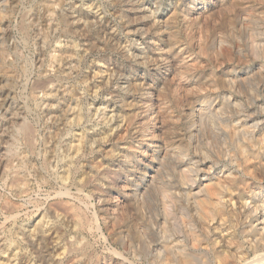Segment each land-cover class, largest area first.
Listing matches in <instances>:
<instances>
[{
    "label": "rangeland",
    "instance_id": "obj_1",
    "mask_svg": "<svg viewBox=\"0 0 264 264\" xmlns=\"http://www.w3.org/2000/svg\"><path fill=\"white\" fill-rule=\"evenodd\" d=\"M53 1L56 13L48 15V0H0V262L13 248V264H219L223 237L207 248L194 244L195 235L208 237L202 218L208 213L196 209L189 190L203 175L221 177L219 192L231 185L247 192L248 185L264 201V146L258 143L255 175L244 174L250 161L234 109L223 100L233 69L249 71L243 109L261 118L254 137L261 136L264 70L255 67L264 61V0ZM74 10L80 17L62 20ZM244 12L255 19L245 29ZM255 46L260 58L248 51ZM199 103L212 106L201 124ZM74 104L79 111L71 115ZM193 124L202 125L199 138ZM78 135L84 143L77 150ZM227 216L223 227L234 251L245 224L240 214ZM35 227L42 233L34 238ZM160 242L169 246L157 252ZM247 254L230 264L254 257Z\"/></svg>",
    "mask_w": 264,
    "mask_h": 264
},
{
    "label": "bare ground",
    "instance_id": "obj_2",
    "mask_svg": "<svg viewBox=\"0 0 264 264\" xmlns=\"http://www.w3.org/2000/svg\"><path fill=\"white\" fill-rule=\"evenodd\" d=\"M149 1V0H148ZM249 1V0H248ZM261 1V0H260ZM47 2V1H46ZM144 2V1H143ZM231 2V1H230ZM59 3V2H58ZM56 1H53V0H48V3H47V5H46V8H45V11L48 13V15H54V12L56 11L55 10V5H57L58 4ZM250 3V2H249ZM133 4V3H132ZM144 4V3H143ZM147 4V3H146ZM245 4V3H244ZM256 4V3H255ZM263 4V3H262ZM154 5V4H153ZM232 5V4H231ZM230 5V6H231ZM238 5V4H237ZM246 5V4H245ZM264 5V4H263ZM58 6V5H57ZM56 6V7H57ZM141 6V5H140ZM233 6V5H232ZM252 6V5H251ZM3 7V6H2ZM143 7V6H142ZM146 7H149V6H146ZM156 7V6H155ZM134 8V7H133ZM151 8V7H150ZM224 8V7H223ZM248 8V7H247ZM126 9H128V8H126ZM152 9V8H151ZM245 9V8H244ZM131 10V9H130ZM155 10H156V8H155ZM248 10H249V8H248ZM255 10V9H254ZM257 10V9H256ZM260 10H264V9H262V8H260ZM72 11V10H71ZM147 11V10H146ZM150 11V10H149ZM151 11H153V10H151ZM234 11V10H233ZM242 11H244V10H242ZM250 11V10H249ZM258 11V10H257ZM130 12V11H129ZM235 12V11H234ZM238 12H240V11H238ZM56 13V12H55ZM96 13V12H95ZM152 13V12H151ZM261 13V12H260ZM148 14V13H147ZM236 14V13H235ZM258 14V13H257ZM61 15H63V14H61ZM238 15V14H237ZM237 15H235V16H237ZM240 15V14H239ZM261 15L264 17V11L261 13ZM75 16H79V13H77L75 10L73 11V13H69V14H66V18H64V19H62V20H66V21H69V20H71L72 18H70V17H75ZM230 16H232V15H230ZM251 16H252V14H250V13H248V12H244L243 13V15H241L240 17H239V22H240V24H239V27L241 26L242 28H244V27H246V24H247V22H249L252 18H251ZM51 17V16H50ZM80 17V16H79ZM254 17V16H253ZM261 17V16H260ZM49 18V17H48ZM82 18V17H81ZM154 18V17H153ZM237 18V17H236ZM57 20H59V19H57ZM160 20V19H159ZM236 19H235V17H234V21H235ZM253 20V19H252ZM255 20V19H254ZM254 20L252 21V22H254ZM259 20H260V18H259ZM52 21V20H51ZM50 21V22H51ZM234 21H232L231 23L233 24V22ZM256 21H257V16H256ZM229 22H230V20H229ZM263 22V21H262ZM238 23V22H237ZM237 23H235L234 25H236ZM50 24V23H49ZM53 24V23H52ZM128 24V23H127ZM262 24H264V23H262ZM57 25V24H56ZM251 26H253L252 25V23L250 24ZM64 26V25H63ZM229 26H230V24H229ZM249 26V25H248ZM248 26H247V28H248ZM250 26V27H251ZM264 26V25H263ZM66 29H67V27H68V25H67V27L66 26H64ZM232 26H230V28H231ZM240 27V28H241ZM262 27V26H261ZM260 27V28H261ZM57 28V27H56ZM235 28H236V26H235ZM235 28H233V29H235ZM105 29V28H104ZM245 29V28H244ZM243 29V30H244ZM249 29V28H248ZM251 29V28H250ZM253 30H254V28H252ZM251 29V30H252ZM247 30V29H246ZM256 30V29H255ZM263 30L264 29H262V32H263ZM67 31V30H66ZM70 31V30H69ZM231 31H232V28H231ZM234 31V30H233ZM235 31H237V29L235 30ZM234 31V32H235ZM62 32V31H61ZM65 32V31H64ZM230 32V31H229ZM236 33V32H235ZM238 33V32H237ZM237 33L235 34L236 36H237ZM242 33V32H241ZM246 33V32H245ZM68 34H69V32H68ZM111 34V33H110ZM109 34V35H110ZM115 34V33H114ZM251 34H252V31H251ZM230 35V34H229ZM234 35V36H235ZM241 35V34H240ZM242 35H244V37H245V34H242ZM247 35V34H246ZM259 35V34H258ZM227 36V35H226ZM231 36H232V34H231ZM252 36V35H251ZM255 36V35H254ZM262 36L264 37V34H262ZM229 37V36H228ZM248 37V36H247ZM247 37H245L246 39H247ZM253 37V36H252ZM259 37V36H258ZM257 37V38H258ZM261 37V36H260ZM114 38V37H113ZM233 38V37H232ZM251 38V37H250ZM218 39V38H217ZM224 39V38H223ZM229 39V38H228ZM230 39H231V37H230ZM235 39V38H234ZM242 38H239V40H241ZM219 40L221 41V39L219 38ZM233 40V39H232ZM252 40V39H251ZM257 40V39H256ZM256 40H254V41H256ZM258 40H260L261 41V38L260 39H258ZM67 41V40H66ZM216 41V40H215ZM219 41V42H220ZM231 41V40H230ZM235 41V40H234ZM246 41V40H245ZM264 41V40H263ZM69 42V41H68ZM73 42V41H72ZM222 42V41H221ZM75 43V42H74ZM232 43V42H231ZM242 43V42H241ZM254 43V42H253ZM257 43V42H256ZM255 43V44H256ZM63 44V43H62ZM66 44V43H65ZM68 44V43H67ZM219 44V43H218ZM243 44V43H242ZM247 44V43H246ZM260 44H262V43H260ZM240 45V44H239ZM238 45V47H239V49L240 48H243V46L245 45H243L242 47H240ZM249 45H251V43H249ZM230 46V45H229ZM248 46V45H247ZM254 46V45H253ZM259 46V45H258ZM67 47V46H66ZM146 47V46H145ZM235 47V46H234ZM246 47V46H245ZM129 48V47H128ZM134 48V47H133ZM231 48V47H230ZM253 49L252 50H248L249 51V53H252L253 55H255V58L257 57V58H260V57H258V53L259 52H257L256 51V49H258V48H256V46L255 47H252ZM254 48H255V50H254ZM66 49H69V48H66ZM234 49V48H233ZM245 49V48H244ZM247 49V48H246ZM130 50V49H129ZM128 50V51H129ZM138 50V49H137ZM59 51V50H58ZM62 51V50H61ZM241 51V50H240ZM246 51V50H245ZM244 51V52H245ZM255 51V52H254ZM134 52L135 51H133V54H134ZM231 52V51H230ZM239 52V51H238ZM241 52H243V51H241ZM247 52V51H246ZM257 52V53H256ZM261 52H262V57L264 58V43H263V50H261ZM137 53V52H136ZM59 54V53H58ZM68 54V53H67ZM70 54V53H69ZM71 54H72V52H71ZM140 54V53H139ZM248 54V53H247ZM63 55V54H62ZM244 55V54H243ZM66 56H68V55H66ZM240 56V55H239ZM242 56V55H241ZM249 56V55H248ZM259 56H260V53H259ZM57 58H58V56H56ZM63 57V56H62ZM61 57V58H62ZM71 57V56H70ZM68 58H69V56H68ZM242 58V57H241ZM249 59V58H248ZM250 59H252L253 60V57H251ZM60 60V59H59ZM263 60V59H262ZM243 61H244V59H243ZM238 62V61H237ZM260 62V61H259ZM258 62V63H259ZM67 63V62H66ZM245 63V62H244ZM253 63H254V61H253ZM248 64H249V62H248ZM247 64V65H248ZM240 66H241V64H240ZM239 66V67H240ZM252 66V65H251ZM243 68L245 67V65L244 66H242ZM60 68V67H59ZM254 68V67H253ZM256 70L257 71H259V73H261L260 71H263L264 70V61H263V63L261 62V64H258V65H256ZM65 69V68H64ZM237 69V68H236ZM240 70V69H239ZM255 70V71H256ZM62 72V71H61ZM230 72V71H229ZM228 72V73H229ZM236 72V71H235ZM249 71H247V70H245V72H243V73H241V74H236V73H234V69H233V72H231L229 75H228V77L226 78V81H225V83H226V86H227V89H225L224 88V91L226 92H222L224 95V99L223 100H225L226 101V103H227V105H226V107L228 108V106L230 107V108H233L234 110H233V114L234 115H232L234 118H233V120H232V122H233V126H234V129L236 130V131H238L239 133H242V136H241V138H239L238 136V138L241 140L240 142H241V145H242V147H240L241 148V150L243 151V153H244V157H245V160L246 161H250V165H248V166H246L245 167V173L244 174H249L250 176H254L255 174H254V171H253V167H251V166H255V164H256V161L259 159H261V155H260V152L262 151H260V150H258L259 149V145H262L263 144V146H264V127H263V133L261 134V136L260 137H254V135H256V128H258L259 127V122L258 121H256L257 119H261L260 117H258L257 119H255V118H253V117H251L250 116V111L248 112V114L249 115H247L246 113H245V108L243 109V106H244V104H243V96H242V92H241V90L242 89H244V88H242L243 86H245V82H247L246 80L250 77L249 76V73H248ZM254 72V71H253ZM65 73V72H64ZM263 73H264V71H263ZM256 74V73H255ZM251 75V74H250ZM58 76V75H57ZM62 76V75H61ZM252 76H253V74H252ZM254 77V76H253ZM253 77H252V79H253ZM251 79V80H252ZM252 82V81H251ZM253 83V82H252ZM255 83V82H254ZM258 83H259V81H258ZM214 84V83H213ZM223 84V83H222ZM247 84V83H246ZM264 84V83H263ZM262 84V87L264 86ZM198 85V84H197ZM215 85V84H214ZM217 85V84H216ZM248 85V84H247ZM251 85V84H250ZM254 85H256V84H254ZM259 85V84H258ZM52 86V85H51ZM54 86V85H53ZM197 87H199V86H197ZM208 87V86H207ZM215 86H213V88H214ZM224 87V86H223ZM223 87H221V88H223ZM59 87L57 86V89H58ZM217 88H218V86H217ZM250 88V87H249ZM254 88V90L256 89L255 87H253ZM56 89V90H57ZM215 89H216V87H215ZM219 89V88H218ZM217 89V90H218ZM251 89V88H250ZM258 89V88H257ZM256 89V90H257ZM50 90V89H49ZM220 90V89H219ZM252 90V89H251ZM263 90H264V87H263ZM203 91H204V89H203ZM206 91V90H205ZM212 91H216V90H212ZM245 91V90H244ZM54 92V91H53ZM217 92V91H216ZM51 93H52V91H51ZM50 93V94H51ZM56 93H57V91H56ZM221 93V94H222ZM192 94V93H191ZM195 94V93H194ZM210 94V93H209ZM245 94H246V91H245ZM255 94V92L253 91V95ZM49 95V94H48ZM208 95V94H207ZM202 96V95H201ZM212 96V95H211ZM217 96V95H216ZM251 96V95H250ZM257 96V95H256ZM260 96V95H259ZM259 96H257L258 98H259ZM203 97V96H202ZM206 97V96H205ZM208 97H209V95H208ZM261 97V96H260ZM262 97H263V95H262ZM67 98V97H66ZM212 98V97H211ZM210 98V99H211ZM247 99L246 100H248V97H246ZM254 98V97H253ZM48 99V98H47ZM58 99V98H57ZM203 99V98H202ZM51 100V99H50ZM69 100V99H68ZM199 100V99H198ZM212 100V99H211ZM217 100V98H215V100H214V102ZM252 100V99H251ZM253 100H255V99H253ZM252 100V101H253ZM52 101V100H51ZM79 101V100H78ZM206 101V100H205ZM208 101H209V99H208ZM199 102H201V101H199ZM202 102H204V100L202 101ZM254 102V101H253ZM53 103V102H52ZM56 103V102H55ZM69 103V102H68ZM74 103V102H73ZM209 103V102H208ZM213 103V102H212ZM251 103V102H250ZM258 103V102H257ZM205 104V103H204ZM204 104H202V103H199L197 106H195L196 108H195V114H196V119H197V124L198 123H202V121H203V118H204V115H205V113L207 112V110H208V108H210V106H211V104H210V106H208V104L206 105V106H208V108H206V106L204 105ZM218 104V103H217ZM251 104H254L255 105V102L254 103H251ZM263 105H264V101H263V103H262ZM53 105V104H52ZM220 105V104H219ZM224 105V104H223ZM249 105V104H248ZM262 105V106H263ZM64 106H66V104L64 105ZM80 106V105H79ZM128 106V105H127ZM220 106H222V105H220ZM219 106V107H220ZM247 106V105H246ZM251 106V105H250ZM113 107V106H112ZM253 107V106H252ZM251 107V108H252ZM211 108H212V106H211ZM214 108V107H213ZM221 109H222V107H220ZM219 108V109H220ZM229 108V109H230ZM249 108V107H248ZM255 108V107H254ZM257 108V107H256ZM253 109V110H257V109ZM97 109H99V108H97ZM215 109V108H214ZM213 109V110H214ZM216 109H217V107H216ZM228 109V110H229ZM259 109H260V106H259ZM57 110V109H56ZM68 110H70V109H68ZM72 110V111H71ZM70 111H71V115L72 114H76L78 111H79V108H78V106L76 105V104H74L73 106H72V109H71ZM80 110H81V108H80ZM114 110V109H113ZM210 110V109H209ZM253 110H252V112H253ZM261 110H263L264 111V106H263V109H261ZM62 111V110H61ZM211 111H212V109H211ZM216 111H219L218 109L216 110ZM230 111H232L231 109H230ZM58 112V111H57ZM63 112V111H62ZM96 112V111H95ZM115 112V111H114ZM132 112V111H131ZM222 112V111H221ZM255 112V111H254ZM55 113V112H54ZM192 113H194V112H192ZM208 113V112H207ZM218 113H220V112H218ZM227 113V112H226ZM63 114V113H62ZM78 114H82V113H78ZM77 114V115H78ZM115 114V113H114ZM210 114V113H209ZM211 114H213V113H211ZM228 114H229V112H228ZM255 114H256V112H255ZM194 115V114H193ZM224 115V114H223ZM226 115V114H225ZM258 115V114H257ZM66 116V115H65ZM113 115H111V117H112ZM208 116H211V115H208L207 114V117ZM212 116H214V115H212ZM211 116V117H212ZM229 116V115H228ZM255 116V115H254ZM260 116H261V114H260ZM263 116V115H262ZM67 117V116H66ZM65 117V118H66ZM74 117V116H73ZM80 117V116H79ZM83 117V116H82ZM81 117V118H82ZM110 117V118H111ZM125 117V116H124ZM127 117H129V116H127ZM131 117V116H130ZM136 117V116H135ZM227 117V116H226ZM75 118V117H74ZM193 118V117H192ZM206 118V117H205ZM204 118V119H205ZM228 118V117H227ZM230 118H232V117H230ZM107 119H108V117H107ZM71 120H73L72 118H71ZM81 120V119H80ZM79 120V121H80ZM195 120V119H194ZM70 121V120H69ZM75 121V120H74ZM129 121V120H128ZM196 121V120H195ZM209 121V120H208ZM260 121V120H259ZM124 122V121H123ZM205 122V121H204ZM211 122V121H210ZM70 123V122H69ZM196 123V122H195ZM200 123V124H201ZM205 123H207V122H205ZM204 123V124H205ZM223 123V122H222ZM209 124V123H208ZM264 124V123H263ZM120 125V124H119ZM188 125V124H187ZM186 125V126H187ZM71 126V125H70ZM191 126H194V132L192 133V134H194L193 136H196V135H198V138H199V133H201L200 132V127H202V125L200 126H195L194 124L193 125H191ZM221 126V125H220ZM228 126V125H227ZM261 126V125H260ZM204 127V126H203ZM236 127V128H235ZM189 128V127H188ZM232 128V127H231ZM107 129V128H106ZM111 129H112V127H111ZM202 130V129H201ZM225 130V129H224ZM233 130V129H232ZM111 131V130H110ZM30 132V131H29ZM112 132V131H111ZM174 132V131H173ZM185 132V131H184ZM199 132V133H198ZM203 132V131H202ZM238 132H236L237 134H239ZM249 132H250V134H249ZM235 133V134H236ZM102 134V133H101ZM172 134V133H171ZM203 133H201V135H202ZM205 134V133H204ZM249 134V135H248ZM259 134V133H258ZM28 135V134H27ZM87 135V134H86ZM96 135V134H95ZM95 135H93V136H95ZM175 135V134H174ZM260 135V134H259ZM30 136V135H29ZM79 137L78 138H76L75 140H76V148H77V150H78V148L84 143V138H83V136H81V135H78ZM88 136V135H87ZM192 136V137H193ZM105 137V136H104ZM88 138H89V136H88ZM194 138V137H193ZM98 139V138H97ZM100 139H101V137H100ZM114 139V138H113ZM201 139H202V137H201ZM88 140V139H87ZM200 140V139H199ZM115 141V140H114ZM198 141V140H197ZM239 141V140H238ZM86 142V141H85ZM96 142V141H95ZM199 142V141H198ZM198 142H197V144H198ZM89 143V142H88ZM93 143V142H92ZM116 143V142H115ZM258 143H259V145H258ZM191 144V143H190ZM238 144V143H237ZM240 144V143H239ZM72 145V144H71ZM199 145V144H198ZM240 145V146H241ZM166 146V145H165ZM175 146V145H174ZM180 146V145H179ZM236 146H238V145H236ZM65 148V147H64ZM93 148V147H92ZM67 151V150H66ZM88 151V150H87ZM90 151V150H89ZM165 151V150H164ZM167 151V150H166ZM178 151V150H177ZM197 151V150H196ZM72 152V151H71ZM198 152V151H197ZM196 152V153H197ZM239 152V151H238ZM263 152V151H262ZM83 153V152H82ZM165 153V152H164ZM167 153V152H166ZM195 153V152H194ZM196 153H195V155H196ZM232 153V152H231ZM72 154V153H71ZM81 154V153H80ZM161 154V153H160ZM198 154V153H197ZM263 154V153H262ZM162 155V154H161ZM164 155V154H163ZM162 155V157L164 158L165 157V155L163 156ZM185 155V154H184ZM191 155V154H190ZM199 155V154H198ZM264 155V154H263ZM62 156V155H61ZM71 156V155H70ZM72 156H73V154H72ZM202 156V155H201ZM192 157V156H191ZM243 157V158H244ZM82 158V157H81ZM198 158H199V156L197 157V160H198ZM263 158V157H262ZM71 159V158H70ZM69 159V160H70ZM201 159H203V158H201ZM201 159L199 160V162L201 161ZM205 159V158H204ZM68 160V159H67ZM196 160V162H198ZM233 160V159H232ZM231 160V161H232ZM57 161V160H56ZM71 161V160H70ZM192 161V160H191ZM203 161V160H202ZM234 161H236L235 160V158H234ZM234 161H233V163H234ZM240 161V160H239ZM264 161V160H263ZM65 162V161H64ZM68 162V161H67ZM66 162V163H67ZM198 162V163H199ZM204 162V161H203ZM195 163V162H194ZM213 163H214V161H213ZM216 163V162H215ZM240 164H241V162H239ZM258 163V162H257ZM262 163V162H261ZM73 164V163H72ZM74 164H76L75 162H74ZM73 164V165H74ZM94 164V163H93ZM108 164V163H107ZM202 164V163H201ZM207 164V163H206ZM208 164H210V163H208ZM216 165V164H215ZM239 165V164H238ZM62 167V166H61ZM67 168H69V166H66ZM77 167V166H76ZM75 167V168H76ZM219 167V166H218ZM217 167V168H218ZM240 167V166H239ZM243 167V166H242ZM258 167V166H257ZM80 168V167H79ZM202 168V167H201ZM200 168V169H201ZM54 169V168H53ZM57 169V168H56ZM61 169V168H60ZM66 169V168H65ZM70 169V168H69ZM177 169V168H176ZM196 169V168H195ZM206 169V168H205ZM211 169V168H210ZM237 169V168H236ZM240 169H241V167H240ZM73 170H76V169H73ZM209 170V169H208ZM230 170H232V168L230 169ZM66 171V170H65ZM202 171V170H201ZM241 171V170H240ZM244 171V170H243ZM243 171H241V172H243ZM57 172V171H56ZM60 172V171H59ZM67 172V171H66ZM78 172V171H77ZM203 172V171H202ZM206 172V171H205ZM217 172H218V170H217ZM223 172V171H222ZM229 172V171H228ZM232 172H233V170H232ZM232 172H231V174H232ZM61 173V172H60ZM65 173V172H64ZM153 173H154V170L150 173V175H149V177L150 178H154L153 176ZM187 173V172H186ZM216 173V172H215ZM221 173V172H220ZM219 173V174H220ZM235 173H236V171H235ZM70 173H68V175H69ZM73 174H75L74 172H73ZM148 174V173H147ZM184 174V173H183ZM197 174V173H196ZM203 174V173H202ZM62 175H64V174H62ZM92 175H93V173H92ZM206 175V174H205ZM225 175H227V174H225ZM228 175H230V174H228ZM227 175V176H228ZM234 175H236V174H234ZM238 175V174H237ZM75 176H77V175H75ZM210 176V175H209ZM64 177V176H63ZM74 177V176H73ZM197 177V176H196ZM203 177V179H202V181L199 183V184H195V185H193V186H191V188H190V195H191V197L193 198V204L195 203V205L196 206H199V208L197 207L196 209H200L201 210V212H203V213H208L206 216H204V217H202V218H204L203 220V223H204V225H203V228H204V231L206 232V234L208 235V237H205V235L202 237V238H199V237H197L196 235H195V237H194V244L196 245V246H199V247H201V248H204V247H206L207 248V246H209V245H211V244H213V243H215V245H216V243H221L222 242V239L220 238V237H223V245H225V247L224 248H222V249H220V250H216V255H217V257H219L220 259H219V264H230V262H229V260L230 259H233L234 261L235 260H243L245 257H246V255H248L247 253L248 252H250V251H253L254 252V257L252 258V259H249L245 264H264V252L263 253H259V252H262V250L264 251V201H262V199L263 198H261L260 196H259V192H255L254 190H252L251 189V187H249L248 185H247V192H240L239 193V191L236 193V191L234 190V186H232L231 184V187H229V185L227 186V187H229V188H227L228 189V193L227 194H223V193H221V192H219V187L218 186H222V181H221V177H206V176H202ZM256 177V176H255ZM58 178V177H57ZM69 178V177H68ZM68 178H66V179H68ZM94 178H95V176H94ZM190 178V177H189ZM198 178V177H197ZM65 179V180H66ZM84 179H85V176H84ZM87 179V178H86ZM90 179V178H89ZM227 179V178H226ZM253 179V178H252ZM255 179V178H254ZM73 180V179H72ZM151 180V179H150ZM232 180V179H231ZM233 180H234V178H233ZM256 180V179H255ZM64 181V180H63ZM187 181V180H186ZM78 182H79V180H78ZM81 182V181H80ZM89 182V181H88ZM92 182H94V181H92ZM146 182V181H145ZM234 182V181H233ZM243 182V181H242ZM148 183V182H147ZM82 184V183H81ZM87 184V183H86ZM92 184V183H91ZM95 184V183H94ZM185 184V183H184ZM76 185V184H75ZM147 185V184H146ZM145 185V186H146ZM149 185V184H148ZM93 187H95V186H93ZM144 187V186H143ZM149 187V186H148ZM244 187V186H243ZM259 187H260V189L262 188V186L260 185V186H258L257 188L259 189ZM225 188V187H224ZM239 188V187H238ZM245 188V187H244ZM101 189V188H100ZM138 189V188H137ZM223 189V188H222ZM231 189V190H230ZM233 189V190H232ZM236 189V188H235ZM263 189V188H262ZM66 190V189H65ZM141 190V189H140ZM188 190V189H187ZM94 191V190H93ZM103 191V190H102ZM146 191V190H145ZM67 192V191H66ZM168 192V191H167ZM171 192V191H170ZM63 194V193H62ZM65 194H67V193H65ZM262 194V193H261ZM69 195V194H68ZM135 195V194H134ZM137 195V194H136ZM135 195V196H136ZM141 194L139 193V196H140ZM143 195V194H142ZM167 195V194H166ZM166 195H165V197H166ZM174 196V195H173ZM186 196V195H185ZM263 196V195H262ZM143 197V196H142ZM141 197V198H142ZM257 197L259 198L260 197V199H261V202L259 201L260 199H257ZM164 199V198H163ZM166 202H168V201H166ZM136 204V203H135ZM169 204V203H168ZM167 205V204H166ZM166 207V206H165ZM168 207H171V206H168ZM167 207V208H168ZM75 212V211H74ZM169 212V211H168ZM167 212V213H168ZM202 213V214H203ZM230 213H237V214H240V217L242 218V219H244V224H245V228H244V230H243V233H244V239H243V241H241L242 242V246H240V247H237L236 249H234V251H233V249H232V245H231V242H230V237L232 236L231 234H229V233H227V231H225L226 229H225V227H223V225L227 222V214H230ZM77 214H79V213H77ZM80 215V214H79ZM166 215V214H165ZM78 216V215H77ZM81 216V215H80ZM86 216V215H85ZM198 216H200V215H198ZM205 218H208L207 220L205 219ZM238 218V217H237ZM82 219V218H81ZM88 219V218H87ZM38 222V221H37ZM81 222H83L82 220H81ZM88 222V221H87ZM200 222H202V221H200ZM79 224V223H78ZM81 224V223H80ZM40 225V224H39ZM200 225V224H199ZM235 225V224H234ZM77 226H80V225H77ZM202 226V225H201ZM232 227V226H231ZM41 228V227H40ZM43 228V227H42ZM41 228V230H43ZM33 229V228H32ZM215 229H218V236H216L215 235V237H214V232H215ZM33 233H32V237H36L37 236V233H38V231H40L39 230V228H37V227H35L33 230ZM41 232V231H40ZM39 232V233H40ZM54 232V231H53ZM42 233V232H41ZM58 234V233H57ZM204 234V233H203ZM233 234V233H232ZM202 235V234H201ZM119 237V236H118ZM163 237V236H162ZM233 237V236H232ZM31 238V237H30ZM33 238V239H34ZM42 238V237H41ZM41 238H38L37 237V239L38 240H40ZM242 238V237H241ZM164 239V238H163ZM166 239V238H165ZM35 240V239H34ZM37 240V241H38ZM42 240H44V239H42ZM125 240V239H124ZM193 240V239H192ZM228 240H229V244H227L228 243ZM163 241V240H162ZM170 241H172V239L170 240ZM169 241V242H170ZM168 242V241H167ZM176 242V241H175ZM6 243V242H5ZM13 243V242H12ZM19 243V242H18ZM41 243V242H40ZM161 243V242H160ZM15 244V243H14ZM245 244V245H244ZM163 245L166 247V246H169V245H166V243H164V244H162L161 243V245L159 244V246H155L154 247V249L155 250H157V252H161L163 249H162V247H163ZM173 245H174V242H173ZM176 245H178L177 243H176ZM172 246V245H171ZM7 247V246H6ZM20 247V246H19ZM34 247V246H33ZM42 247V246H41ZM82 247V246H81ZM175 247V246H174ZM211 247V246H210ZM8 248V247H7ZM10 248V247H9ZM67 248V247H66ZM169 248V247H168ZM65 249V248H64ZM153 249V250H154ZM166 249V248H165ZM230 249V250H229ZM34 250V249H33ZM53 250V249H52ZM87 250V249H86ZM171 250H173V249H171ZM7 252H10V251H8V249L6 250ZM39 252H40V250H38ZM47 251V250H46ZM166 251H168V250H166ZM201 251V250H200ZM133 253V252H132ZM181 253V252H180ZM4 254V253H3ZM86 254V253H85ZM116 254H117V252H116ZM118 254H120V252L118 253ZM16 255H17V252L12 248L11 249V253L10 254H7V255H4L5 256V258H7V259H4L2 262H0L1 264H13V262H15V261H12V262H10L12 259H15V257H16ZM43 255V254H42ZM161 255V254H160ZM171 255V254H170ZM173 255H174V253H173ZM187 255V254H186ZM56 256V255H55ZM187 257V256H186ZM86 258V257H85ZM23 261V260H22ZM188 261V260H187ZM33 263V262H32ZM186 263V262H185ZM15 264V263H14ZM18 264V263H17ZM30 264V263H29ZM236 264V263H235ZM242 264V263H241Z\"/></svg>",
    "mask_w": 264,
    "mask_h": 264
}]
</instances>
